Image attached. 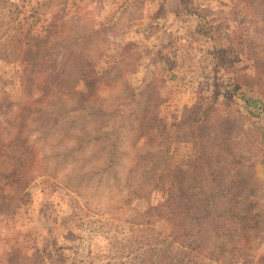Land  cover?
<instances>
[{
  "label": "rangeland",
  "instance_id": "obj_1",
  "mask_svg": "<svg viewBox=\"0 0 264 264\" xmlns=\"http://www.w3.org/2000/svg\"><path fill=\"white\" fill-rule=\"evenodd\" d=\"M251 98L264 0H0V264H264ZM194 140L245 197L228 177L216 229L178 235L155 175L191 170Z\"/></svg>",
  "mask_w": 264,
  "mask_h": 264
},
{
  "label": "trees",
  "instance_id": "obj_2",
  "mask_svg": "<svg viewBox=\"0 0 264 264\" xmlns=\"http://www.w3.org/2000/svg\"><path fill=\"white\" fill-rule=\"evenodd\" d=\"M248 101L256 107L264 105L262 100L251 98ZM196 111L197 109L194 107L190 112ZM214 111L212 108L203 111L201 127L207 123L206 120L211 117ZM229 113L227 112L226 121L231 120V116H233ZM197 132H200V127H193V136H196ZM194 143L196 144L194 146L196 149L194 153L195 160L188 161L191 170H180L179 168L177 170H162L159 176L158 174L155 175L156 183L158 182L162 187H166L164 190L166 198L161 204V208L159 207L160 211L163 213L166 209V216L169 217L168 220L171 221L178 235L185 234L188 229L197 230V232L203 234L216 229L213 218L218 205L215 200L217 193L226 190L228 177L229 190L233 192V199L238 200V198L245 197L242 188L245 181L237 178L238 173L229 175L232 172L223 170L222 167L219 170H211L213 166L210 161H212L213 155L208 154L203 140H200V142L194 140ZM207 156L210 157L208 162H206ZM205 165L210 170H203ZM235 210H237V206Z\"/></svg>",
  "mask_w": 264,
  "mask_h": 264
}]
</instances>
